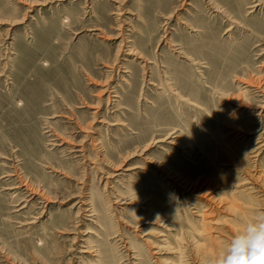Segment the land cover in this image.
Returning <instances> with one entry per match:
<instances>
[{
	"label": "rangeland",
	"instance_id": "rangeland-1",
	"mask_svg": "<svg viewBox=\"0 0 264 264\" xmlns=\"http://www.w3.org/2000/svg\"><path fill=\"white\" fill-rule=\"evenodd\" d=\"M262 144L264 0H0V264H208Z\"/></svg>",
	"mask_w": 264,
	"mask_h": 264
},
{
	"label": "clouds",
	"instance_id": "clouds-1",
	"mask_svg": "<svg viewBox=\"0 0 264 264\" xmlns=\"http://www.w3.org/2000/svg\"><path fill=\"white\" fill-rule=\"evenodd\" d=\"M208 264H264V211L244 221Z\"/></svg>",
	"mask_w": 264,
	"mask_h": 264
},
{
	"label": "bare ground",
	"instance_id": "bare-ground-1",
	"mask_svg": "<svg viewBox=\"0 0 264 264\" xmlns=\"http://www.w3.org/2000/svg\"><path fill=\"white\" fill-rule=\"evenodd\" d=\"M95 115L97 116V114H95ZM95 145H96V144H95ZM262 145H264V144H262ZM83 149H84V148H83ZM83 149H82V151H83ZM74 151H75V150H74ZM79 151H80V150H79ZM107 160H108V159H107ZM199 184H200V183H199ZM195 185H197V184H195ZM194 187H195V186H194ZM197 187H198V186H197ZM201 187H202V186H201ZM195 188H196V187H195ZM205 190H206V189H205ZM209 190H210V189H209ZM209 190L207 189L208 192H210ZM207 191H206V192H207ZM201 192H202V190H201Z\"/></svg>",
	"mask_w": 264,
	"mask_h": 264
}]
</instances>
